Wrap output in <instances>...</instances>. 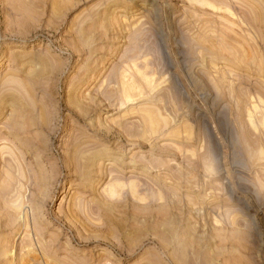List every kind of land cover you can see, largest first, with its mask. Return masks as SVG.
<instances>
[{
  "label": "rangeland",
  "instance_id": "374dc122",
  "mask_svg": "<svg viewBox=\"0 0 264 264\" xmlns=\"http://www.w3.org/2000/svg\"><path fill=\"white\" fill-rule=\"evenodd\" d=\"M29 262L264 264V0H0V264Z\"/></svg>",
  "mask_w": 264,
  "mask_h": 264
},
{
  "label": "bare ground",
  "instance_id": "6f19581e",
  "mask_svg": "<svg viewBox=\"0 0 264 264\" xmlns=\"http://www.w3.org/2000/svg\"><path fill=\"white\" fill-rule=\"evenodd\" d=\"M26 122V121H25ZM16 221V220H15ZM28 241V240H27ZM26 242V241H25ZM8 249L6 248V249H3V251H4V253H5V251H7ZM8 253H10L11 254V252L10 251H7ZM6 252V253H7ZM47 255V254H46ZM34 260H37V257H36V259H34ZM25 261H27V260H25ZM29 264H30V262H29ZM32 264V263H31Z\"/></svg>",
  "mask_w": 264,
  "mask_h": 264
}]
</instances>
